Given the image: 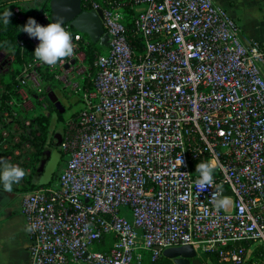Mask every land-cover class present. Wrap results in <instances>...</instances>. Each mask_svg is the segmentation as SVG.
I'll return each instance as SVG.
<instances>
[{
	"label": "built area",
	"instance_id": "1",
	"mask_svg": "<svg viewBox=\"0 0 264 264\" xmlns=\"http://www.w3.org/2000/svg\"><path fill=\"white\" fill-rule=\"evenodd\" d=\"M81 5L102 12L109 45L94 53V90L67 122L56 182L23 194L31 264H143L146 252L156 261L187 244L246 264L264 246V45L245 43L217 0ZM36 21L47 25L50 12ZM62 26L73 53L50 66L83 77L90 38ZM27 42L39 40L25 33L18 43ZM41 64L24 65L21 100L10 104L34 110L36 97L45 106ZM208 159L214 184L198 190L195 166ZM214 192L228 198L219 210Z\"/></svg>",
	"mask_w": 264,
	"mask_h": 264
},
{
	"label": "trees",
	"instance_id": "2",
	"mask_svg": "<svg viewBox=\"0 0 264 264\" xmlns=\"http://www.w3.org/2000/svg\"><path fill=\"white\" fill-rule=\"evenodd\" d=\"M47 2H49V0H47ZM18 5L21 6V10L25 15V19L21 21L18 20L17 13L14 11L15 3L9 4L5 1H0V12H3L5 9H9L10 12L9 23L5 24L2 20H0V47H7L10 49L11 55L14 56V61L11 62L9 66H4L0 69V158L6 159L13 164L17 163L20 167L24 168V170H26L28 167H31L32 172L29 173L27 177V179L31 181L32 175L38 173V166L40 164L43 151L46 148H50L55 145L53 143L54 133L57 131L61 132L63 138L68 127V120L76 119L81 110L84 108V94L82 95V93L85 91L94 90V84L91 79L95 75V67L93 65L94 53L103 52L106 49V46L94 43L90 40L89 44L84 47L86 52L85 62L88 65V70L84 73L83 77L78 76V91L81 94L83 106L79 111L73 113L70 118L65 117L64 113L57 111V108L50 101L48 94L45 93V100L53 106V111L57 112V119L55 122H62L63 125L62 128L57 131L55 129L52 130V112H50L48 115H45L43 112L34 109L32 111H28V113L19 108L17 105L10 104L8 102V100L11 98H14L15 100H21V97L18 93L20 83L17 80V76L21 73L26 63L35 59L33 54L35 47L27 42L22 48L18 41H14L13 37L16 38L18 32L22 31L19 29V26L25 24L28 17H33L36 20V13L38 12L37 10L28 12L21 4ZM45 9L50 12L49 6ZM38 70L41 74L42 83H48L50 85L49 89L54 90L58 96L59 94L66 95L64 88L61 86L60 80L57 79V74L60 72L59 68H51L50 65L42 63L41 66L38 67ZM33 99L35 105L40 104L36 97H33ZM27 121H29L28 124L26 123ZM33 136L34 138L31 144L32 152H27L24 150L26 141H28ZM17 149L19 150L18 154L15 152ZM61 152L64 153L62 150ZM58 175L59 172L55 173L50 182L46 184H39L35 182L31 185V190L54 184L58 178ZM262 248L264 249L262 244L255 245L252 253L250 252L246 264L258 260L257 256L261 252ZM210 256H212L214 261L218 264V258L215 255ZM143 264H174V262L164 256L156 261H153L150 257V252H146L144 255Z\"/></svg>",
	"mask_w": 264,
	"mask_h": 264
},
{
	"label": "crops",
	"instance_id": "3",
	"mask_svg": "<svg viewBox=\"0 0 264 264\" xmlns=\"http://www.w3.org/2000/svg\"><path fill=\"white\" fill-rule=\"evenodd\" d=\"M217 1L238 21L245 43L264 45V0ZM31 172V167L26 168L25 176L10 191L0 186V264H31V237L22 210L23 194L38 183V173L32 175L31 181L27 179Z\"/></svg>",
	"mask_w": 264,
	"mask_h": 264
},
{
	"label": "clouds",
	"instance_id": "4",
	"mask_svg": "<svg viewBox=\"0 0 264 264\" xmlns=\"http://www.w3.org/2000/svg\"><path fill=\"white\" fill-rule=\"evenodd\" d=\"M9 15V9H5L0 12V20L5 24L9 23ZM19 29L39 40L33 54L41 63L55 65L62 58L73 53L72 34L62 26L59 20H52L47 25H41L35 18L28 17L27 22L19 26ZM179 163L181 164V159ZM216 166L214 159L200 160L196 164L195 171L199 175L195 180V186L198 190L214 184L213 172ZM24 176V168L0 158V186L10 191L13 185L18 184ZM227 202L228 198L219 192L212 194V204L216 209L225 207Z\"/></svg>",
	"mask_w": 264,
	"mask_h": 264
},
{
	"label": "water",
	"instance_id": "5",
	"mask_svg": "<svg viewBox=\"0 0 264 264\" xmlns=\"http://www.w3.org/2000/svg\"><path fill=\"white\" fill-rule=\"evenodd\" d=\"M49 8L51 13V21L59 20L62 25L69 23L77 31H80L90 38L94 43L103 46L109 45V35L105 32L102 24V12L96 10H85L82 8L81 0H49ZM68 66V65H66ZM48 97L55 107L62 113L65 111V106L60 100L58 94L52 90H48ZM62 141V135L55 132L53 135L54 146H59ZM52 150L46 148L43 151L40 164L38 166V173L44 171L45 164L51 160ZM57 163L53 164L51 177L47 179H40L39 184H46L50 182L55 173ZM158 249L159 247H155ZM164 257L171 259L174 264H202L196 250L190 244L180 245L174 247H167L163 250Z\"/></svg>",
	"mask_w": 264,
	"mask_h": 264
},
{
	"label": "rangeland",
	"instance_id": "6",
	"mask_svg": "<svg viewBox=\"0 0 264 264\" xmlns=\"http://www.w3.org/2000/svg\"><path fill=\"white\" fill-rule=\"evenodd\" d=\"M18 4H21L28 12H33L35 10H37V12H41L42 10H44L45 8L49 6V2H47V0H18V2L15 5H18ZM18 20L21 21L20 18H18ZM25 33L26 32L23 30L18 32L16 38L13 37L14 41L15 40L18 41L21 38V36L24 35ZM85 38L89 39L88 35L85 34ZM13 61H14V56L11 55L10 49H8L5 46L0 47V69L3 68L4 66H9L10 63ZM77 75H78L77 70H74L73 74L71 73V74H68L67 76H64V73L61 70L57 74V79L60 80L61 86L64 88L65 94H66V95L59 94V97L63 105L65 104L64 105L65 111L62 113H64L65 117L67 118L68 117L70 118V116H72L73 113L79 111L83 106V102L81 100V94L78 91L79 81H78ZM49 88H50V85L48 83L47 84L43 83L44 90H49ZM83 94L84 93H82V95ZM35 110H39L40 112H43L45 115H48L50 112H52V117H51V121L53 123L52 130L55 129L57 131L62 128L63 126L62 122L61 123L55 122V120L57 119L56 117L57 112L53 111V106L50 103L45 101V106L40 103L35 106ZM57 111L59 110L57 109ZM26 112H28V110H26ZM69 120H72V119H69ZM33 138L34 136L29 139L30 141L29 140L26 141V144L24 147L25 151L32 152L31 144H32ZM50 148L52 150L51 160L49 161V163L45 164L44 171L38 173V176L36 177V179L38 178L37 181H39L40 179H47L48 177H51V171L53 170L54 163L55 164L57 163L56 168H55V173L59 172L61 168L63 167L65 160L67 159V155L61 152L59 146H53ZM252 251L253 249L251 250V253ZM198 257L202 264H217L214 261L213 257L210 255H206V256L198 255ZM257 257H258V260H255L254 262L252 261L248 264H264V249L263 248L261 249V252L259 253ZM220 263L221 262L218 261V264Z\"/></svg>",
	"mask_w": 264,
	"mask_h": 264
},
{
	"label": "bare ground",
	"instance_id": "7",
	"mask_svg": "<svg viewBox=\"0 0 264 264\" xmlns=\"http://www.w3.org/2000/svg\"><path fill=\"white\" fill-rule=\"evenodd\" d=\"M24 64V63H23ZM3 67V66H2ZM81 81V80H80ZM93 88V87H92ZM6 92V91H5ZM18 96V95H17ZM46 101V100H45ZM65 105V104H64ZM84 107V106H83ZM67 110V109H66ZM30 121V120H29ZM10 122H11V120H10ZM16 136H17V134H16ZM52 136V135H51ZM38 179V178H37Z\"/></svg>",
	"mask_w": 264,
	"mask_h": 264
}]
</instances>
